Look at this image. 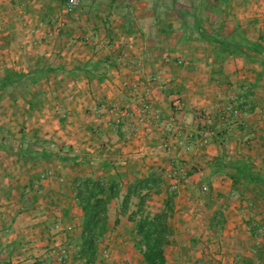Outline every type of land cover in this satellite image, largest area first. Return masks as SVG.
Returning a JSON list of instances; mask_svg holds the SVG:
<instances>
[{
  "label": "rangeland",
  "instance_id": "374dc122",
  "mask_svg": "<svg viewBox=\"0 0 264 264\" xmlns=\"http://www.w3.org/2000/svg\"><path fill=\"white\" fill-rule=\"evenodd\" d=\"M255 7L261 9L257 18L252 15ZM195 19L207 34L223 39L237 28L264 52V0H229L224 5L213 0H0V76L6 68H60L0 95V264H82L76 256L80 218L70 183L79 175L108 180L116 174L121 191L109 205V224L94 264H143L123 225L132 224L128 213L121 215L120 209L127 182L151 170L161 174L163 184L159 193H150L147 212L159 211L168 193L175 192L174 205L205 214L200 217L205 226L209 213L202 211L211 203L218 207L215 199H221L227 219L239 218L247 230V239L242 238L247 260L239 253L234 262L264 264V197L252 186L233 184L226 174L202 176L209 175L219 155L251 162L264 176V104L249 101L255 93L259 100L264 94V67L241 56L216 62L210 44L193 30ZM234 60L238 63L233 68L240 67L227 74L235 81L234 96L242 97L244 120L250 112L259 115L255 120L262 129L257 133L242 134L249 128L235 124L231 101L221 104L208 94L207 107L187 101L186 92L194 93L196 80L202 78L205 85L209 75V82H217L213 79L221 78L222 64ZM163 95L170 97L158 106L156 98ZM165 106L170 115L158 116ZM117 130L124 143L141 141L137 157L117 154L119 147L108 137ZM206 130L214 135L203 144ZM20 145L34 150L41 145L76 159L21 158L15 153ZM192 185L196 194L185 200ZM136 203L131 197L128 212ZM193 213L183 211L184 218L172 213L170 223L192 220ZM211 231L212 239H218ZM185 234L176 229L175 238H182L177 243L196 238L184 239ZM208 235L182 247L186 252L206 248L204 258L215 264L213 256L224 255L227 247L216 240L210 243L214 249L204 246ZM62 250L65 259L59 255ZM166 255L177 257L170 264L186 263L184 251L168 248Z\"/></svg>",
  "mask_w": 264,
  "mask_h": 264
},
{
  "label": "trees",
  "instance_id": "16d2710c",
  "mask_svg": "<svg viewBox=\"0 0 264 264\" xmlns=\"http://www.w3.org/2000/svg\"><path fill=\"white\" fill-rule=\"evenodd\" d=\"M213 1L221 5L229 2V0ZM195 21L193 30L200 39L210 44L216 62H222L230 56H241L251 61H259V64L264 67V52L257 41L247 38L237 28L230 32L228 39L209 35L202 24L197 19ZM59 69L49 66H41V68L34 66L27 72H18L6 68L0 76V95L9 87L18 85L25 87L31 83H37L47 75L57 73ZM15 153L21 158H33L40 161L56 159L61 162H73L76 159V156L53 152L41 145L38 150L23 148L20 145ZM209 168V176L226 174L233 184L252 186L259 195L264 197V176L254 170L251 162L238 158L228 159L219 155L212 161ZM228 169L231 172H228ZM116 177L103 180L79 175L74 177L70 183L80 218L79 245L76 256L82 261V264H94L97 259L98 243L107 231L109 205L121 191V176L116 174ZM162 184L161 174L154 170L143 177L127 182L120 209L121 215L128 213L127 219L133 224L131 234L135 239L134 244L139 250L143 264H167L166 253L172 245L169 219L173 212L175 192L168 193L159 211L151 214L145 210V203L150 193H159ZM131 197L136 198L137 203L135 209L128 212ZM118 222L119 220L116 219L115 223ZM12 246L16 248L14 244ZM6 263L9 264V260Z\"/></svg>",
  "mask_w": 264,
  "mask_h": 264
},
{
  "label": "crops",
  "instance_id": "0c3cea01",
  "mask_svg": "<svg viewBox=\"0 0 264 264\" xmlns=\"http://www.w3.org/2000/svg\"><path fill=\"white\" fill-rule=\"evenodd\" d=\"M260 11H261V9H259V8L257 9L256 7L252 9V15H254V18L259 17ZM248 20L251 21V20H257V19H248ZM258 20H263V17L258 18ZM235 63H238V61L237 60L227 61V62H224L222 64L221 72H220L221 78L219 76H217L218 78L213 79V80L218 79V80H216L217 82H215V81H212V83L209 82V80H210L209 75L206 78V81L208 83H206L205 85H203L204 81H202V78H199V80H196L197 84L195 85L194 93H191L192 90L191 91L188 90L186 92L187 101H189V103H194V104L198 103L202 107L203 106L207 107L209 105L208 102H205V96L207 94L208 95L206 97H210V98H212V100L221 99L222 100L221 104H223V103L227 104L228 101H231V103L235 105V106H233V108H234V114L232 115L233 121H235L236 125H243V126L239 127V129L249 128V129H247V131H244L242 134H245V132L257 133L260 129H262L261 126L259 125V121L255 120L256 117L259 118V115H257L256 112L255 113L250 112L247 114V116L245 115L247 118H245V120H244L243 116H244L245 111L242 109V107L244 106L241 104L242 97L240 95H237V97L234 96L235 95V89H234L235 84H233V83H235V81H234V78L232 76L227 74L228 70L232 69L231 71L236 72L237 71L236 68L240 67L238 64L235 66L236 68H233V65ZM245 67H247V68L250 67L249 69H255L254 67L251 68V66H245ZM209 72H211V71H209ZM170 79H172V78H170ZM170 79H168L167 81H169ZM219 82L220 83L222 82V84H219ZM182 83L184 85L187 84L186 82H182ZM230 83H232L233 85ZM194 94L196 95V97L191 98V96ZM209 94H211V96ZM168 97H170V96L163 95L161 97L160 96L157 97L156 99L158 100V103H159L158 106H160V105L162 106V104H165L164 102L166 101V99H168ZM253 97L255 100L249 98L250 99L249 101H251V103L259 104V102H261L262 104H264V94H262L260 96V100L257 96V93H255L253 95ZM243 99H244V97H243ZM161 109H163V111ZM161 109H160L161 110L160 113H158V116H165L166 114L170 115L169 113L171 111L168 110V108L166 106L161 108ZM188 115H189V113L186 114V117ZM249 117H251V118H249ZM189 129H191V128H189ZM246 135H247V133H246ZM108 137H110L111 140H113V142L111 140H110V142L114 143V146L117 144V146L119 147L117 150V154L121 153V152L122 153L123 152L124 153L125 152H131V154H129L130 157L131 156L137 157L139 154V152L137 153V151L142 150V148H143L140 145L141 141H138L137 139L135 141H132V142L124 143L123 138L121 137L119 130H117V132L112 136L108 135ZM152 143H154V142H152ZM156 143L157 142H155L154 144H156ZM124 157H126V156H124ZM148 173H149V171L146 172L145 175H147ZM202 176L205 177L204 179H207L209 177V175L205 172L203 173ZM141 177H143V176H141ZM203 177L201 179H203ZM216 181H218L222 184H224V182H225L224 180H220V178H217ZM214 183H215V181L213 182V185H215ZM225 183H227V182H225ZM193 187L194 186L192 185L190 188L193 189ZM182 193L178 194L176 197L178 198L180 195H182ZM195 194H196V191L194 189L191 192V190H189V188H187L185 200H188L187 198H190V197L194 196ZM195 200H193V201H195ZM215 200H216L215 204L219 205L218 207H215V206L212 207L211 206L212 203H211L210 205H208L204 209V211H202L204 213L206 212V215L209 213V216H208L209 222L205 226H204V222L201 221V219H200V217H202L203 215L196 214V211H194L192 208L190 210H188L187 208L183 209V207L179 206V205L173 206V212L172 213H173V216L175 218L187 217V214L183 215V211H186V212L188 211V213H190L191 215L194 212L193 216H195L192 220L186 218L184 220V222H179L177 220V224L173 223L174 221L171 224L170 219H169V225L171 228V240H172L171 241L172 245L169 247V250L171 249V251L173 253L180 251L181 254H183V251H184L185 254L187 255V257L185 258V262H186L185 264H194V263H196V261H199V260L202 261L203 264H205V263L208 264L206 258H204V255H203V253H207L206 248L204 249V251H200V252H195V251L193 252V250L186 252L182 246H186V247L193 246L196 242L195 241L196 239L203 240L204 234H207V233L209 234L208 237H211L210 234L212 233V231H211L212 229L214 230L213 234L216 233V235H219L217 237L218 239H215V238L212 239V237H211L208 239V241L204 242V244H205L204 246L209 244L210 246H212V249H214L213 244L211 245L210 243H212V241L216 240L217 242L222 244V246L225 245L227 247V249H226L227 252H225L224 255L222 254V255L218 256L215 254V256H213V257H215V262H216L215 264H236V261L234 262V260H238L240 258L239 253H244L243 255L245 256V258H243V260L244 259L247 260V257H246L247 254L245 253V250H243L247 246L242 241V238L245 240L247 239V235H246L247 230H246L245 224L242 223V221L239 220V218L235 219L233 222L231 220H228L227 216H226L227 210H225V209H227V207L222 206L221 199H215ZM174 201H175V199H174ZM73 203H74V200H73ZM174 204H175V202H174ZM180 207H181V210H180ZM75 210L78 213V209L75 208ZM204 216H205V214H204ZM118 218H120V216H118ZM108 224H109V219H108ZM123 225H124V227H128L129 231L131 232V229L133 226L132 224L127 222V225L126 224H123ZM176 229H178L180 231H185L187 233V234H185L184 239H186L187 237H191V239L196 237L195 240L193 241V240H187L186 239L187 241L185 240L184 243H181V242L177 243V241H181L182 238H180V239L175 238ZM203 230H205V232ZM207 231H209V232H207ZM217 247H218V245H217ZM246 249H248V248H246ZM236 253H238V256H236ZM175 257L172 259H169V257L166 256L167 264L174 263L176 261L175 259L177 258V257L176 258ZM208 259L211 260V258H208Z\"/></svg>",
  "mask_w": 264,
  "mask_h": 264
},
{
  "label": "built area",
  "instance_id": "2783aa9c",
  "mask_svg": "<svg viewBox=\"0 0 264 264\" xmlns=\"http://www.w3.org/2000/svg\"><path fill=\"white\" fill-rule=\"evenodd\" d=\"M69 2H70L71 4H74V3H75V0H69ZM207 122L210 123L209 120H207ZM212 135H214V134H213V132H212L211 130H206V131L204 132V134H203L202 143H203V144L208 143V140H209V138H211ZM170 189L173 190V189H176V187L172 185V186H170ZM202 190L204 191V190H206V188L203 187ZM173 191H175V190H173ZM59 255H60V257L63 258V259L66 258V255H65V251H64V250H62L61 253H60Z\"/></svg>",
  "mask_w": 264,
  "mask_h": 264
}]
</instances>
